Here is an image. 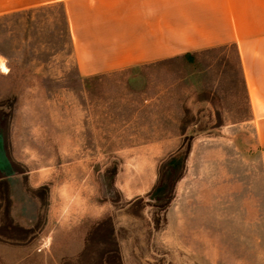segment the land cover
<instances>
[{
  "label": "rangeland",
  "instance_id": "obj_1",
  "mask_svg": "<svg viewBox=\"0 0 264 264\" xmlns=\"http://www.w3.org/2000/svg\"><path fill=\"white\" fill-rule=\"evenodd\" d=\"M0 65V147L39 203L21 244L46 222L74 242L79 207L99 205L109 213L62 264H264V180L256 153L236 151L253 130L232 46L84 79L52 5L0 18ZM237 168L259 191L241 190ZM7 198L0 183L3 239Z\"/></svg>",
  "mask_w": 264,
  "mask_h": 264
},
{
  "label": "crops",
  "instance_id": "obj_2",
  "mask_svg": "<svg viewBox=\"0 0 264 264\" xmlns=\"http://www.w3.org/2000/svg\"><path fill=\"white\" fill-rule=\"evenodd\" d=\"M52 5L61 7L74 69L84 79L169 60L194 62L200 53L232 46L253 130L252 140L242 139L236 151L250 152L252 158L256 153L264 180V0H0V18ZM89 152H79V158L93 160L94 152ZM7 163L0 147V183L8 195L6 230L12 232L0 237V264H62L63 257L79 254L87 233L109 212L101 213L99 205L79 207L74 242H63L62 233L56 234L67 225L46 222L37 245L21 244L17 234L35 225L39 203L27 195L22 179ZM236 174L242 176L241 190L259 191L254 181L244 184V176L249 179L253 171L237 168ZM26 250H31L27 256ZM28 256L42 262H27Z\"/></svg>",
  "mask_w": 264,
  "mask_h": 264
},
{
  "label": "trees",
  "instance_id": "obj_3",
  "mask_svg": "<svg viewBox=\"0 0 264 264\" xmlns=\"http://www.w3.org/2000/svg\"><path fill=\"white\" fill-rule=\"evenodd\" d=\"M68 40H69V45H70V38H69V35H68ZM187 150H188V149H186V151L184 152V156L186 155Z\"/></svg>",
  "mask_w": 264,
  "mask_h": 264
},
{
  "label": "bare ground",
  "instance_id": "obj_4",
  "mask_svg": "<svg viewBox=\"0 0 264 264\" xmlns=\"http://www.w3.org/2000/svg\"><path fill=\"white\" fill-rule=\"evenodd\" d=\"M1 69H3V72L6 71L5 67L1 66Z\"/></svg>",
  "mask_w": 264,
  "mask_h": 264
}]
</instances>
